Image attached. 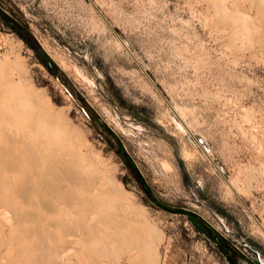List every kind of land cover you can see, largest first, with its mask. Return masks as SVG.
<instances>
[{
  "label": "rangeland",
  "instance_id": "374dc122",
  "mask_svg": "<svg viewBox=\"0 0 264 264\" xmlns=\"http://www.w3.org/2000/svg\"><path fill=\"white\" fill-rule=\"evenodd\" d=\"M9 81L120 190L107 202L154 230L152 246L143 238L157 264H232L208 228L236 264H264V0H0V88ZM0 207V264L148 255L144 223L48 228L43 243L37 222Z\"/></svg>",
  "mask_w": 264,
  "mask_h": 264
},
{
  "label": "bare ground",
  "instance_id": "6f19581e",
  "mask_svg": "<svg viewBox=\"0 0 264 264\" xmlns=\"http://www.w3.org/2000/svg\"><path fill=\"white\" fill-rule=\"evenodd\" d=\"M12 83L14 81H9L0 88V199L5 204L16 207L19 220L37 222L39 227L33 233L43 243L50 240L48 228H61L69 233L78 229L89 234L98 231L100 225L111 224L116 227L114 232L118 234V228H126L122 227L125 224H143L142 221L145 220L140 219L138 212L122 213V204H111L109 200L107 202V197L118 198L122 194L120 190L103 173L92 171L93 165L83 158L82 153L65 146L57 118L41 108L42 101L38 97L25 90L20 91L19 95L12 94L9 91ZM24 205L31 208V211L24 210ZM115 210L120 212L115 213ZM147 226L144 223V233L139 231L143 235L135 230L142 236L141 240L145 239L141 243L143 248L138 244L142 251H148L150 239L155 238L154 230ZM143 236L148 237L149 241L146 249L147 239ZM150 251L153 250L146 252L148 255H145L144 264H157L158 258L151 257ZM39 259L42 260L43 257ZM41 263L43 264L40 261L39 264Z\"/></svg>",
  "mask_w": 264,
  "mask_h": 264
},
{
  "label": "water",
  "instance_id": "95a60500",
  "mask_svg": "<svg viewBox=\"0 0 264 264\" xmlns=\"http://www.w3.org/2000/svg\"><path fill=\"white\" fill-rule=\"evenodd\" d=\"M43 52V50H41ZM178 213L190 216L192 218H195L196 220H199L196 217V213L190 211V210H180ZM208 233L213 237V239L217 242L220 250L223 252V254L230 260L232 264H236V262L230 257V255L227 253L226 248L223 247V241L218 237V235L215 233V231L211 228L207 229Z\"/></svg>",
  "mask_w": 264,
  "mask_h": 264
},
{
  "label": "trees",
  "instance_id": "16d2710c",
  "mask_svg": "<svg viewBox=\"0 0 264 264\" xmlns=\"http://www.w3.org/2000/svg\"><path fill=\"white\" fill-rule=\"evenodd\" d=\"M7 20H10V18L8 17V16H4ZM10 27H11V29L13 30V31H15V32H17V33H19L20 32V30L14 25V24H12V23H10Z\"/></svg>",
  "mask_w": 264,
  "mask_h": 264
}]
</instances>
